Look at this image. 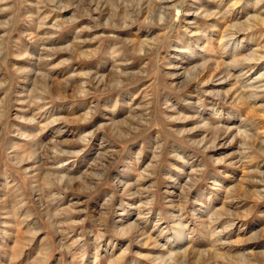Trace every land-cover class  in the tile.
Segmentation results:
<instances>
[{
  "label": "rangeland",
  "instance_id": "obj_1",
  "mask_svg": "<svg viewBox=\"0 0 264 264\" xmlns=\"http://www.w3.org/2000/svg\"><path fill=\"white\" fill-rule=\"evenodd\" d=\"M0 264H264V0H0Z\"/></svg>",
  "mask_w": 264,
  "mask_h": 264
},
{
  "label": "bare ground",
  "instance_id": "obj_2",
  "mask_svg": "<svg viewBox=\"0 0 264 264\" xmlns=\"http://www.w3.org/2000/svg\"><path fill=\"white\" fill-rule=\"evenodd\" d=\"M262 76H263V74H262ZM254 93H255V92H254ZM239 131H240V130H239ZM239 131H238V132H239ZM242 131H243V130H242ZM240 132H241V131H240ZM241 134H242V133H241ZM59 170H60V169H59ZM67 175H68V174H67ZM127 227H128V226H127ZM127 227H126V228H127ZM129 227H130V225H129ZM124 230H125V229H124ZM125 231H126V230H125ZM213 231H214V230H213ZM213 231H212V232H213ZM181 237H182V235H178V239L181 238ZM182 240H183V237H182ZM215 247H216V246H215ZM213 248H214V247H213ZM211 249H212V248H211ZM214 249H215V248H214ZM217 249H218V248H217ZM175 251H176L177 253H179V251H177V250H175ZM216 251H218V250H216ZM176 252H172V253H176ZM210 252H211V251H210ZM218 252H219V251H218ZM185 253H186V252H185ZM166 254H167V253H166ZM168 254H169V253H168ZM170 254H171V253H170ZM215 254H216V253H215ZM174 255H175V254H174ZM181 255H182V253H181ZM212 255H213V254H212ZM214 256H215V255H214ZM170 257H171V256H170ZM170 257H169V258H170ZM174 257H175V256H174ZM167 258H168V257H167ZM164 259H165V258H164ZM170 259H171V258H170ZM172 260H173V259H171V260H169V261H172ZM173 262H174V261H173ZM173 262H172V263H173Z\"/></svg>",
  "mask_w": 264,
  "mask_h": 264
}]
</instances>
